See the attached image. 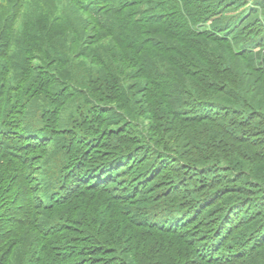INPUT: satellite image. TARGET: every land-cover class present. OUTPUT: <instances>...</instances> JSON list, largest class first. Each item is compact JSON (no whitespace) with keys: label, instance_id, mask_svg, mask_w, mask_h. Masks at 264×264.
Returning a JSON list of instances; mask_svg holds the SVG:
<instances>
[{"label":"trees","instance_id":"1","mask_svg":"<svg viewBox=\"0 0 264 264\" xmlns=\"http://www.w3.org/2000/svg\"><path fill=\"white\" fill-rule=\"evenodd\" d=\"M0 264H264V0H0Z\"/></svg>","mask_w":264,"mask_h":264},{"label":"rangeland","instance_id":"2","mask_svg":"<svg viewBox=\"0 0 264 264\" xmlns=\"http://www.w3.org/2000/svg\"><path fill=\"white\" fill-rule=\"evenodd\" d=\"M62 7H63V5H62ZM24 8H25V7H24ZM24 8H23V9H24ZM23 9L21 8V10H23ZM20 23H21V21H20Z\"/></svg>","mask_w":264,"mask_h":264}]
</instances>
